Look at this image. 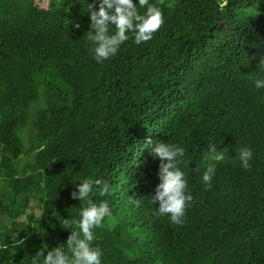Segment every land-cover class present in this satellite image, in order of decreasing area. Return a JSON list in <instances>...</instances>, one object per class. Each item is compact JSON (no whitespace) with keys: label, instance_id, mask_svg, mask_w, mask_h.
<instances>
[{"label":"trees","instance_id":"16d2710c","mask_svg":"<svg viewBox=\"0 0 264 264\" xmlns=\"http://www.w3.org/2000/svg\"><path fill=\"white\" fill-rule=\"evenodd\" d=\"M34 1L0 0V262L31 264L62 244L59 217L79 219L86 201L70 193L91 177L111 188L89 196L109 205L92 242L102 264H264V0H149L161 28L139 45L129 33L102 63L87 40L96 0ZM149 139L185 149L182 226L154 214Z\"/></svg>","mask_w":264,"mask_h":264},{"label":"clouds","instance_id":"9594fccd","mask_svg":"<svg viewBox=\"0 0 264 264\" xmlns=\"http://www.w3.org/2000/svg\"><path fill=\"white\" fill-rule=\"evenodd\" d=\"M138 6L146 11L141 14ZM90 25L87 31V40L93 45V59L97 63L114 57L120 46L130 39L133 34V42L137 45L153 38L164 23L162 9L149 0H96L95 4L89 3ZM111 26L115 31L111 32ZM74 27L79 28V24ZM261 70H264V58L259 60ZM257 90L264 89V78L254 81ZM150 155L153 159L159 158L158 179L151 200L156 206L154 214L167 216L174 225L182 226L185 222V213L191 206L193 196L188 189V181L180 165L185 149L174 143L156 141L154 144L149 139ZM208 151L214 153L213 159L223 160L222 151H217L216 144H210ZM252 150L243 147L239 150L238 158L244 169L250 167ZM216 174V165L208 164L202 174V182L206 187H211V182ZM75 189L70 193L74 200L86 201V206H81L78 212L79 219L69 220L59 217L62 228L69 230L66 240L51 250L37 251L31 257V264H102V249L93 245L97 239L94 229L101 228L106 215L109 213V205L106 200L99 203L89 199L90 193L99 192L101 196L111 194L110 184L101 178H83L75 184ZM129 202L139 207L141 202L130 196ZM16 244L24 243L17 240ZM2 264V262H0Z\"/></svg>","mask_w":264,"mask_h":264},{"label":"rangeland","instance_id":"374dc122","mask_svg":"<svg viewBox=\"0 0 264 264\" xmlns=\"http://www.w3.org/2000/svg\"><path fill=\"white\" fill-rule=\"evenodd\" d=\"M34 4H36L40 8L45 9V8H47L48 1L47 0H35ZM223 4H225V3H223ZM27 137H28V133L26 132L24 134V138L27 139ZM23 143H24V140H23ZM34 203H35L34 201H30L29 202V204H31V205H34ZM33 211H35L36 214H38V212H39L37 209H34ZM0 221L3 222V223H7L6 220L3 217H0ZM221 251H222L221 248H216L214 250V252L217 253V254H219Z\"/></svg>","mask_w":264,"mask_h":264}]
</instances>
